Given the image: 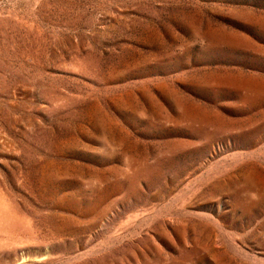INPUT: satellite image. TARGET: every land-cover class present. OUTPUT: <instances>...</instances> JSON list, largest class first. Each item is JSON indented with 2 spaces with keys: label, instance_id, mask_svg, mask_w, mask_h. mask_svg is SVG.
<instances>
[{
  "label": "rangeland",
  "instance_id": "rangeland-1",
  "mask_svg": "<svg viewBox=\"0 0 264 264\" xmlns=\"http://www.w3.org/2000/svg\"><path fill=\"white\" fill-rule=\"evenodd\" d=\"M0 233L4 264H264V0H0Z\"/></svg>",
  "mask_w": 264,
  "mask_h": 264
},
{
  "label": "bare ground",
  "instance_id": "bare-ground-1",
  "mask_svg": "<svg viewBox=\"0 0 264 264\" xmlns=\"http://www.w3.org/2000/svg\"><path fill=\"white\" fill-rule=\"evenodd\" d=\"M2 240L5 243L4 247H3V245H1ZM11 240L12 239L10 237L6 236L5 234L1 235V233H0V264H4V261L9 260V257H11V255H9V257L6 258L5 256H3V252H2L3 250H6L7 247L9 249H13L12 244H11V242H12ZM8 253L11 254L10 252H8Z\"/></svg>",
  "mask_w": 264,
  "mask_h": 264
}]
</instances>
